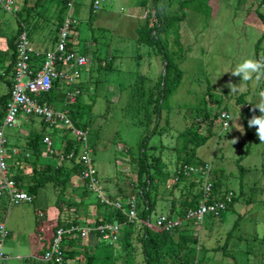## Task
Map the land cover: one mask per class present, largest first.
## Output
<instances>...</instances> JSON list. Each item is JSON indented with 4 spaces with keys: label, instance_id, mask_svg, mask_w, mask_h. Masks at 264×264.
Listing matches in <instances>:
<instances>
[{
    "label": "rangeland",
    "instance_id": "obj_1",
    "mask_svg": "<svg viewBox=\"0 0 264 264\" xmlns=\"http://www.w3.org/2000/svg\"><path fill=\"white\" fill-rule=\"evenodd\" d=\"M17 1L15 3L18 8L27 7L30 15L38 19L37 23L35 21V29L28 36L30 47H36L39 51L43 47H51L56 27V0H41L35 8V0ZM92 1L71 0L70 7L64 12V15L68 14L75 21V25L69 30L70 49L84 58L86 65L77 70L78 77L69 87L61 84L55 90L48 106L55 111L67 112L69 106L63 105L67 101L66 91L73 90V86L79 90L76 121L87 124L86 143L91 150L90 159L99 186L107 185L112 190L108 196L114 194L112 198L115 200L108 199L111 202L125 204V197H137L135 220L137 211L142 209L141 196L137 194L139 188L135 186L141 151L139 141L152 129V125H145L143 113L150 87L162 74L163 64L161 54H156L155 49L139 45L135 41V28L149 13L152 14L149 6L138 8L132 0H106L94 10ZM181 1L159 0L157 7L160 16L179 18L183 14V19L175 24L179 31V45L175 43L174 33L168 32L164 36L169 56L181 55L176 61L181 71V80L175 91L163 100L157 122V129L162 133L150 135L145 146L148 159L150 156L159 157L161 163L158 165V190L154 189L153 183L147 190L148 197L155 200L154 209L149 214V223L152 224L163 213L168 216L160 202L168 204L174 200L177 203L186 194H196L201 189L203 178L200 175L197 180L194 178L196 181L191 179L190 183L193 185L183 191L182 195L178 192L182 189L180 183L172 189L175 184L172 169L175 168L173 148L177 146L176 136L191 123L199 122V133H209V136L196 149L193 164H208V181L213 182L221 192H231L234 200L218 217L206 215L198 228L193 224L190 226L193 237L198 238V248L190 251L186 257L194 264H229L232 262L231 258L237 264H263L264 141L259 140L255 126L249 128L247 122L253 115L261 114L253 105L260 101L264 90L260 80L244 82L230 72L246 58L263 57L264 2L260 5L259 0H191L180 10ZM204 1L208 6L206 11ZM16 21L13 15L0 9V48H4L5 37L14 33ZM31 24L32 21L29 26ZM256 42H259L257 52L254 50ZM3 66L4 64H0V70L4 69ZM3 80L0 79V94L6 91ZM233 86L235 91H231ZM238 96H241L239 101L236 100ZM221 110L233 118L225 130H222L217 119H213L214 114ZM204 113L207 114V119L202 120ZM238 114L239 119L235 121ZM22 119L21 122L16 120L13 128L3 130L4 137L18 146L25 136H30L29 132L34 135L41 129L38 118ZM138 121L142 124L138 125ZM235 123L243 127V133L235 128ZM48 136L56 153L58 145L64 144L59 141H74L67 129L60 132L49 130ZM234 138L236 143L232 144L231 140ZM42 162L39 159L36 166L43 164ZM68 166L69 164H65V167ZM240 168L243 171L240 172ZM69 177L71 182H68L66 194L59 198L62 202L59 201L58 206H55L57 196L54 189L50 183H46L37 189L33 204L7 207L0 202V222L3 223L4 220V225L11 224L12 216L8 213L16 210L30 220L25 227L31 232V228H35V221L41 220L42 215L45 217L51 208L54 216L57 213L60 219L66 216L73 219L74 208L67 206L66 202L73 204V198L78 199L79 190L83 187L80 177L71 172ZM73 185L77 187L73 188ZM101 191L104 197H108L105 191ZM87 194L91 200L95 199L94 193ZM96 203L97 200L86 206L91 211ZM184 209L186 207L181 208ZM236 220V227L222 254L219 248ZM85 222L80 224L79 221H74V225H84L88 221ZM92 222L83 227L93 228ZM35 230L27 238L28 232L24 238L19 239L12 234L3 242L1 252L5 264H52L42 259L43 246L47 247L45 243L49 236H45V232L44 235L43 232L40 234V227ZM39 235H43V242L38 241ZM90 235L94 236V233L89 232L86 236ZM175 237L176 232L173 238ZM97 239L99 244L88 255L105 253L108 258L102 264H127L129 261L131 264L142 263L139 244L134 235H131L127 245L120 242L109 246L102 239ZM119 246L124 252L120 253L117 248ZM114 249L116 257H112ZM13 253L21 256L20 259H13ZM86 259H82L84 264ZM95 261L94 264H101L100 260Z\"/></svg>",
    "mask_w": 264,
    "mask_h": 264
},
{
    "label": "trees",
    "instance_id": "obj_2",
    "mask_svg": "<svg viewBox=\"0 0 264 264\" xmlns=\"http://www.w3.org/2000/svg\"><path fill=\"white\" fill-rule=\"evenodd\" d=\"M40 1L41 0H35L33 8L38 7ZM132 1L134 2L135 6L138 8H146L149 6L152 10V14L149 13L148 16L143 20V22L137 28H135L134 30L136 35L135 41L139 45H143L148 48L155 49L156 54H161V60L163 64L162 74H160V76L157 78L154 84L150 87L147 98V106L145 107L143 113L145 125L146 126L152 125L151 127L152 129L149 131V134L144 135L139 141V149H141V151L138 156V163H137L138 168H137V179H136L137 185L135 186L139 188L137 194L141 196L140 200H141L142 209L137 211V218H135V220L131 222H127L122 213L115 210L111 206L100 204L97 201L98 203H96V206H105L108 208L107 209L108 211L106 213L107 218L104 217V219L101 218L100 220L96 219L95 222L92 224V226L95 227L97 224L104 222L120 224L122 237L120 238L119 241L121 243H124V245H127L131 235H134V238H136V241L139 244V249L142 256L143 264H194L189 262V258L186 257L190 253V251L195 249L197 250L198 248V241H197L198 238L195 239L193 237L192 232L189 230L190 226H192V222H188L185 225L187 227L181 226L180 228L178 229L176 228L174 230H171L170 232L161 231L149 223V214L154 209L155 200L148 197L147 190L149 189V186L152 183L154 189L158 190L157 176H159L160 174V169H159L160 167H158V165L159 164L161 165V163L159 161V157L150 156V158L148 159V156L145 153V146L149 139V136L157 133H162L157 129V122H159L160 119L159 114H160V110L162 109L163 100H165L173 91H175L181 80V71L176 63V61L181 58V55L178 57L169 56L168 54L169 50L166 47L164 36L167 35L168 32L174 33L175 43L176 45L177 44L179 45V33H178L179 31L175 24L183 19V14H181L182 16H180L179 18L160 16L157 10L159 0H132ZM190 1L191 0H182L179 3V9L181 10L182 8L186 7L185 5L188 4V2ZM67 2L68 0H56V10H55L56 27L54 28L55 31L53 30V32H55L53 41H55L56 32L58 31V28L64 17V12L67 9L66 6ZM263 2L264 0H259L260 5ZM204 9L205 11L208 10L206 1H204ZM14 17L17 19L14 33L12 32V34L9 37L8 36L5 37L4 39L5 49L0 50V64H4L3 66L4 69L0 74V79H4L3 82H5L6 84V91L3 94H0V122L4 114V108L8 100L9 90L12 83L13 67L16 62L15 43L17 36L23 30L25 31L27 37L30 36V33H32V31L35 29V25H36L35 21L36 23L38 22V19H36L34 15L33 16L30 15V9L24 6L18 8L17 12L14 14ZM31 21L32 24L29 26ZM258 44L259 42H256L254 47L255 52H257ZM67 46L70 48L69 42ZM261 56L264 57V53ZM30 60L32 65L34 66L38 65L39 62L41 61L39 56L35 59V57L33 56V52H31ZM6 77L7 80H5ZM58 85L59 83L57 81L53 82L49 92L47 94H43L38 97V102L40 104L49 105L53 100L51 95L55 93V89L56 87H58ZM72 88L73 90L74 89L77 90V94L74 96L72 103L65 104V106H69V110L67 111L70 117L69 119H71L75 127L80 129H87L86 127L87 124L78 123L76 121V114L78 113L77 106H78L79 90L74 86ZM73 90L69 89L67 91L71 92ZM240 99L241 96H238L236 100L239 101ZM206 115L207 114L204 113V115L202 116V120L207 119ZM217 117L218 114L215 113L213 119H217ZM39 122L41 125V129L38 132V134L36 133L33 135V133L29 132L28 134L30 136L27 135L26 137L27 140L26 148L30 149V155L33 156V160L25 158L24 161L30 167L33 166L36 157L39 156L38 153L40 154L44 147L41 141L43 136L46 134L44 133L45 127L41 121ZM137 124L140 125L142 123L138 121ZM198 125L199 122L191 123L188 127H186L176 136L177 146L173 148V152H175V157H174L175 168L174 170L172 169V179L173 181L174 178L176 180L174 181L175 184L172 185V189H174L173 187L178 185L181 181H183L186 178L181 174V168L184 165L203 164V163L193 164V159L195 158L196 149L201 145H203L209 136V133H207L206 135H201L199 133ZM70 152H72V157L67 161L70 163L71 167L65 168L62 164L65 161L66 156ZM80 152H81V145H79L75 141L65 139L62 150L60 152V154L63 156V159H60L59 164H57L56 167H52L49 165L40 168L31 167L28 168L30 170H29V174L26 177L23 178L20 176H13V180L18 188L24 185L26 190L34 197L36 195V191L38 188L44 186L46 183H50L57 196V200L55 201V206H58V202L60 201L59 198H61L62 195L66 194V187L71 179L69 177V173L71 172L72 174L78 177L80 175L81 166H80V162L76 159L78 153ZM53 155H57V154L54 152ZM148 160H150V162ZM239 171L241 172L243 171V169L240 168ZM80 182H81V186L83 187L82 193L80 195V197H82V195L88 191L86 189V183H84L81 179ZM169 192L171 193L172 190ZM226 192L227 191L224 192L219 191L218 187L212 182V194L210 200L222 199L223 195ZM216 194L217 196L215 197L214 195ZM185 196H187V194ZM200 197H201L200 192H196V194H193L191 208H193V206L195 207L198 204L197 201L200 200ZM108 199H110L111 201L114 200L112 198H108ZM136 199L137 197L135 198V203H136L135 210L137 209V205H138L137 203L138 199L137 200ZM233 200H234V196H232L230 202L226 205V208ZM0 202L2 206H6V201L4 198H0ZM66 205L73 207L74 208L73 212H75L76 210L75 208L77 207L75 203L69 204L66 202ZM186 205L187 204L183 205L182 207L188 208V206ZM121 206L124 209L127 208L126 204L121 203ZM167 217L171 218V214H168ZM74 221L75 218L73 219L66 218V220H61L57 218L54 221H50L48 227V232L50 235L48 234L49 237L48 240L46 241L47 246H49V242L53 237L54 232L57 228L59 227L66 228L69 225H74ZM236 224H237V220L234 222L232 228L226 233L225 241L223 245L219 248V251H221L222 254L225 252L226 243L228 242L231 232L235 229ZM174 232H176L175 238H173ZM69 238L70 237H68V239ZM63 244L64 243H61V250L64 253L66 252L65 262L67 264L68 261H70L69 259L72 258L73 251L66 249L69 244L68 242L66 243V246L65 245L63 246ZM119 248H120V253L124 252L121 246H119ZM216 249H214V251L217 252ZM231 260L232 262L229 264H237L234 258H231ZM86 263L90 264V260L88 261L86 260ZM262 263L264 264V262Z\"/></svg>",
    "mask_w": 264,
    "mask_h": 264
},
{
    "label": "built area",
    "instance_id": "obj_3",
    "mask_svg": "<svg viewBox=\"0 0 264 264\" xmlns=\"http://www.w3.org/2000/svg\"><path fill=\"white\" fill-rule=\"evenodd\" d=\"M106 0H93L92 9H97L105 3ZM71 5L68 0L67 9ZM0 9L13 15L17 12L18 7L15 0H0ZM75 25V21L64 15L61 24L56 32L55 41L52 49L45 53L38 65L31 63V47L28 37L23 30L19 33L15 43L16 62L13 67L12 83L9 90L8 100L4 108V114L0 122V198H4L6 206H16L23 203H30L32 197L29 193L18 188L13 180V176L9 173L7 167L8 150L13 156L19 154V150L9 149L6 138L3 135L5 128H13L16 120L22 117L38 118L44 125L46 133L42 138V145L47 153H52V142L47 135L49 130L67 129L73 135L74 141L81 145V152L78 153L77 160L80 162L81 171L80 179L86 183V189L90 193L95 194V199L107 206L113 207L122 213L127 222H131L135 217V198L127 199L125 204L127 208H122L120 202H111L107 197L102 195L99 187V181L96 172L92 167L90 159L91 150L86 143L88 138L87 129L75 127L70 121L66 111H55L46 104H40L38 97L47 94L52 87L53 82L59 85L70 86L72 81L78 77V69L86 65V60L70 49L68 44L69 30ZM257 60L264 62V57H257ZM25 79V81H24ZM261 88L264 90V77H261ZM77 90L71 92L66 91L65 104L73 102ZM227 112L220 111L217 120L222 130H225L226 124L229 125L230 120ZM62 128V129H61ZM72 157V152L66 156V160ZM63 159V156H60ZM210 167L203 163L200 165H184L181 168V174L185 177L202 176L201 197L198 204L187 209L180 218H169L165 215H159L155 218L153 226L161 231L170 232L185 226L188 222L198 226L202 223L204 216L208 215L216 217L225 211L226 205L230 202L232 194L226 192L222 199L210 200L212 194V183L208 181V173ZM176 179L174 178V181ZM121 225L118 223H100L93 228H87L78 225H69L66 228L59 227L55 230L53 237L49 242V246L43 252L42 259L53 264H66V254L61 250V243L65 238L76 236L80 239L86 237L89 232H93L94 236L102 239L109 246H115L121 238ZM8 236V231L4 224L0 222V264H5L4 256L1 252L3 242Z\"/></svg>",
    "mask_w": 264,
    "mask_h": 264
},
{
    "label": "crops",
    "instance_id": "obj_4",
    "mask_svg": "<svg viewBox=\"0 0 264 264\" xmlns=\"http://www.w3.org/2000/svg\"><path fill=\"white\" fill-rule=\"evenodd\" d=\"M15 2L18 3L17 0H15ZM54 36H55V34H53V37H52V42L53 43H54V41H53L54 40ZM52 47H53V44H51V47H43V49L41 51H39V49H37L36 47L34 49L31 48V50L33 52V56L35 57V59L38 56L40 57V59H42L44 54L49 52L52 49ZM4 49H5V44H4V48H0V50H4ZM1 72H2V70H0V74H1ZM61 86H62L61 84H60V86L58 85V87H56V89L60 88ZM61 104H62V101H61ZM63 105H64V103H63ZM22 120L23 119L20 118L18 121L21 122ZM56 131H58V130H56ZM6 140H7V146H8L9 149L15 148V149L19 150V154L17 156H13L11 151L8 150L7 167H8L9 173L12 176H20V177L24 178V177H26L29 174V170L30 169H28V168H31V167L40 168V167H43V166H46V165H49V166L52 165L53 167H55L54 165L59 164V161L61 159L60 158V156H61L60 152H61L62 147H63L62 144L58 145L57 153L55 151H53L52 153L49 154V153H47L45 151V149L43 147L41 153L40 154L38 153L39 156L36 157V160H35V163L33 164V166L29 167V165L24 161V159L27 156V158H30L31 160H33V156L30 155V149L26 148V143H27L26 136L23 138V142L19 146L16 143H13L12 141L9 142L8 139H6ZM62 142L64 143V139L62 141H59V143H62ZM54 152L57 155H53ZM39 159L43 161L42 162L43 164H40V165L36 166V162ZM65 164H69V166L65 167ZM62 165L65 168H70L71 167L70 163L66 159H65V161L63 162ZM194 178L197 180L196 177H193V178H185L183 181L180 182V185L182 186V189L178 191L179 195H182V193H184L183 191H186V189H189L193 185V184H191L192 180L196 181ZM70 182H71V180H70ZM76 187H77V185H73V188H76ZM99 187H100L101 190L105 191L107 196L112 191L111 189H109V187H107V185H102V186H99ZM20 188L23 191L29 193L26 190L24 185L22 187H20ZM118 191H119V189H118ZM79 192H80V194L78 196V199L77 198H73L75 200L74 202H77V203H75L76 206H77L75 208L76 210H75V213H74L75 214L74 218H76L75 222L79 221V223L81 224V223H86L85 221H88L87 224L80 225V226H86V225L90 224L92 221H93L92 223H94L96 219L97 220H100L101 218L104 219V217L107 216L106 213L108 211L107 210L108 208L105 207V206H95V205H93L96 208L95 207H91L92 210L90 211V209L87 208L86 204H88V203L91 204V202L95 201V199L91 200L88 197L89 194H87V192H85L82 195V197H80V195L82 193V190H79ZM199 192H200V190H199ZM30 195L32 197L31 202L30 203H26V204L23 203V204H20V205L33 204L35 197L32 196V194H30ZM112 195H114V194H111L110 195L111 197L110 196H108V197L112 198ZM129 197H125L124 201L129 199ZM192 198H193V193L192 194H188L187 196H183L182 200L180 202L175 203L174 200H172L168 204H167V202H160V205L162 207H164L166 214H173V215H171V218H178V216H181L187 209L191 208ZM85 200H88L89 202H85ZM185 204H187L186 206H188V208H186L184 210H181V207L183 205H185ZM16 206H19V205H16ZM7 210H8V208H7ZM8 214H9V216L10 215L12 216V222H11V224L4 225V226H6L7 230L9 231L7 238H10L12 236V234H13V237H16L18 239L21 238V237L24 238L25 233L28 232L27 230H29V229H26L25 225L29 224L28 222L30 220L28 221V218L26 219L22 213H19L16 210H13V212L9 211ZM53 214L54 213H53L52 208H51V209L48 210V212H47L45 217L42 215V217H41L42 219L41 220L35 221V228L33 230L31 228V232L29 231L26 234V238L33 231L35 232L36 231L35 229L38 228V227H40V230H39L40 232L38 231L40 234L43 232V235H44V232H45V234H46L45 236H49L50 235L49 232H48V227H49V224H50L49 222L50 221H54L57 218L60 219V217H59V215H57V213H56L55 216ZM162 215H164V213ZM61 220H66V217L62 218ZM0 221H2V220H0ZM3 224H5L4 220H3ZM43 235H39L38 241H41V242L44 241L43 240ZM86 237L83 238V239H80V238H78L76 236H71L69 239L65 238L63 240V242H62V243H64L63 246L64 245L66 246L67 242L69 243L68 247L67 248L64 247V248H66V249H68L70 251H73L72 252V258L69 259L70 261H68L67 264H84L83 261H82L83 258H87L86 260L87 261L90 260V263H92V264H94V262H96L95 260L97 259V260H100V262L102 264V262H104V259L108 258V257H106L105 253L100 255V253L98 251H97L98 255H95V256L94 255L93 256L88 255L89 252H92L93 250L96 249L97 245L99 244V240L97 239L96 236H92V235L88 236L87 238ZM121 237H122V234H121ZM47 240H48V238H47ZM45 244H47V243H45ZM43 247H44L43 248L44 249L43 252H44L47 249L48 246L46 247V245H44ZM117 248H119V247H117ZM117 248H115V249L117 250ZM115 249H114V256L112 255V257H116L115 256V253H116ZM27 254H29V252H27ZM65 254H66V252H65ZM20 257L16 253H13V259L19 260ZM121 260H124V259L121 258ZM85 264H86V262H85ZM127 264H131L130 261Z\"/></svg>",
    "mask_w": 264,
    "mask_h": 264
},
{
    "label": "clouds",
    "instance_id": "obj_5",
    "mask_svg": "<svg viewBox=\"0 0 264 264\" xmlns=\"http://www.w3.org/2000/svg\"><path fill=\"white\" fill-rule=\"evenodd\" d=\"M232 76L240 77V80L244 82L251 81L255 79L256 81H259L261 77H264V62L261 60H257L253 57H249L241 61L234 70L231 72ZM234 85V84H233ZM235 87L233 86L231 88V91H235ZM251 104V102H249ZM252 105V104H251ZM254 109H259V112L261 113L259 116L253 115L248 120V127L252 128L255 126L256 129V135L258 136L260 141H264V94H262V97L260 101L253 105ZM226 119L233 120L232 117L226 116ZM235 121L239 119V114L234 118ZM236 129L243 133L244 129L241 125L236 124ZM225 127H229L228 124L225 125ZM232 141V144L236 143V139L234 138Z\"/></svg>",
    "mask_w": 264,
    "mask_h": 264
},
{
    "label": "water",
    "instance_id": "obj_6",
    "mask_svg": "<svg viewBox=\"0 0 264 264\" xmlns=\"http://www.w3.org/2000/svg\"><path fill=\"white\" fill-rule=\"evenodd\" d=\"M162 69H163V67H162Z\"/></svg>",
    "mask_w": 264,
    "mask_h": 264
}]
</instances>
